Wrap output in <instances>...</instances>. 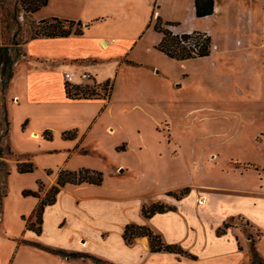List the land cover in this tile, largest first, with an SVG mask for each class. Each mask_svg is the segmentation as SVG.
I'll use <instances>...</instances> for the list:
<instances>
[{"label": "crops", "instance_id": "1", "mask_svg": "<svg viewBox=\"0 0 264 264\" xmlns=\"http://www.w3.org/2000/svg\"><path fill=\"white\" fill-rule=\"evenodd\" d=\"M195 2L196 0H50L47 6L34 14L33 18L37 22L57 16L82 20L84 23L81 34L74 29L68 36L29 40L25 44L24 59L17 61L15 74L4 94V108L10 123L7 137L12 150L24 158L22 161H32L39 155L56 158L57 163L49 164L44 169L47 172L44 178L47 188L57 183L62 169L104 168L100 154L90 146L92 134L98 130H102L104 134L116 132V127L111 122L104 123V114H101L104 106L110 104L116 87L122 82L120 70L129 64L126 60L141 64L156 56L176 59L157 48L163 37L162 33L153 29L157 16L164 21L177 22L178 25L170 26L175 32H206L212 37V52L215 33L209 26L210 22H207L209 19L215 18L220 22L222 17L221 23L226 25L224 34L227 35L228 29L233 25L245 31L248 37L257 26L258 19L263 25L264 14L257 12L255 0H248L249 4L239 0H222V3L215 0L214 13L204 17L196 15ZM151 29L158 35L154 34L151 40H147L145 34L147 31L152 32ZM211 54L180 61L209 59ZM216 64L215 72L206 70L205 77L208 73L226 75L227 72L218 69L220 63ZM67 72L71 73L70 82L73 84H90L91 80L88 79H93L96 83L113 79L111 97L69 98L66 93V82L69 81L66 78ZM156 72L161 73L157 67L149 73L151 77L153 74L154 82H157ZM84 74L91 78H84ZM188 77V74L183 75V79ZM225 85L226 83L221 85L222 88ZM221 100L225 106L228 105V99ZM13 128L21 130L23 140L28 138L33 143L36 142L37 146H29L25 150L16 149V141L12 137ZM74 129L77 130L75 138L64 136V132ZM46 130L54 133L51 139L42 138V133ZM34 132L39 137H34ZM55 137L58 142L53 143ZM123 144H126L123 140L112 143L107 153L121 152L123 149H119V146ZM16 164L17 162L11 165ZM121 167L124 165H116L107 173L103 171L105 180L100 185L86 182L68 183L62 187L56 202L45 208L41 234L26 226V218H34V211L40 200L29 197L32 203L28 206H14L15 204L4 202L0 215V264H103L98 260L111 264H241L244 258L248 259L247 249L238 237L228 238V232L232 229L218 234V229L226 221L215 223L213 237L210 238L204 232V221L211 219L206 212L207 207L218 206L219 201L213 200L205 192L196 194L187 181L176 188L167 185L146 186L142 181L144 172H138L135 178H124L122 174L129 168ZM169 167L167 164H155L152 167L146 165L149 170L152 168L158 173L164 172L165 176H170L172 172ZM119 169L123 170L117 173ZM259 182L264 183V176L259 178ZM187 186L191 187V191L181 199L168 194ZM238 186L244 189L241 184ZM194 195L192 204L190 199ZM201 197L204 198V203L199 202ZM147 198L175 205L176 210L147 218L142 212ZM128 223L151 227L166 243L181 245L195 255V258L166 250L152 252L142 243L127 244L123 234ZM24 240L40 242L80 255L65 257Z\"/></svg>", "mask_w": 264, "mask_h": 264}, {"label": "rangeland", "instance_id": "2", "mask_svg": "<svg viewBox=\"0 0 264 264\" xmlns=\"http://www.w3.org/2000/svg\"><path fill=\"white\" fill-rule=\"evenodd\" d=\"M239 1L249 4L248 0ZM255 1L257 12L264 14V0ZM14 3V0H0V15L8 16ZM19 18L21 37L27 39L29 24L23 11ZM221 18L220 22L215 18L207 21L215 33L209 59L181 62L156 56L141 64L129 63L133 60L127 59L129 64L120 70L122 82L101 114H104V123L111 122L116 132L104 134L98 130L92 134L90 146L100 154L102 171L106 173L123 164L129 168L124 170V178H135L138 172H144L143 183L153 187L176 188L187 181L196 194L205 192L219 201L218 206L207 207L211 219L204 221V232L211 238L216 222H228L227 230L232 229L228 238L237 236L248 252V259L244 258L241 264H252L253 245L264 259V183L259 182L264 176V21L261 25L258 19L248 37L237 25L228 29V35L224 34L226 25L221 23ZM17 29V25L7 28L6 37ZM153 29L146 32L145 39L151 40L157 34ZM218 62V69L227 72L226 75L208 73L205 77L206 70L215 72ZM155 67L161 71L156 72L157 82L152 80L153 74L152 77L149 74ZM186 74L189 77L183 79ZM88 80L90 84L95 83L93 79ZM224 83L225 88H222ZM96 87L101 94L105 93L98 83ZM5 93L0 81V146L3 148L0 180L5 178L7 169H11L3 204L28 206L32 203L29 197L37 201L40 198L25 196L23 191L39 189L42 180L45 196L51 187L47 188L44 182L47 174L44 169L57 162L55 157L35 156L31 159L35 170L28 173L20 172L17 164L11 165L24 158L12 150L8 141L10 123L4 108ZM221 98L228 99V105L225 106ZM44 132L42 138L46 140ZM22 135L20 129L13 128L16 149L37 146L28 138L23 140ZM118 140L125 141L126 144L119 146L123 150L108 154L112 143ZM56 142L55 137L53 143ZM155 164L170 166V176L146 168ZM239 184L244 189L238 188ZM0 188L4 190L1 181ZM194 199L195 195L190 199L192 204Z\"/></svg>", "mask_w": 264, "mask_h": 264}, {"label": "trees", "instance_id": "3", "mask_svg": "<svg viewBox=\"0 0 264 264\" xmlns=\"http://www.w3.org/2000/svg\"><path fill=\"white\" fill-rule=\"evenodd\" d=\"M13 10L8 12V16L0 15V28L2 41L0 42V78L2 83V90L5 92L10 84L12 77L15 74V64L19 60L20 56L26 54L25 44L35 38L41 37H59L68 36L76 28L75 32L78 34L83 33L84 23L82 20H75L69 18H61L57 16H52L49 18L41 19L39 22L34 20V14L47 6L50 0H14ZM196 15L198 17L208 16L215 11V0H196ZM24 12V17L29 24L30 36L27 39L21 37V22L20 14ZM6 24V25H5ZM17 25L18 29L13 32L12 36L6 37V29H11L13 26ZM171 25H178L177 22L164 21L162 17L157 16L154 29L162 33V40L157 44V48L164 52L166 55L179 60L206 57L212 52V37L206 32L194 31L185 32L182 36L174 35L173 31L169 28ZM203 35L205 37L202 39ZM196 39L197 42L201 44L199 52L194 53V48L187 44H184L182 40ZM129 63L138 64L137 62L128 61ZM101 88L105 91L101 94L97 90V83L94 84H73L71 82H66V93L69 98L72 99H93V98H104L108 99L111 97L114 89V80L108 79L103 83H98ZM44 136L48 139L52 138V132L46 130ZM64 136L68 138H75L77 136V130H69L64 132ZM1 140V139H0ZM2 152L3 148L0 146V177L2 173ZM18 170L22 173L33 172L35 170V165L33 161H21L18 160L17 163ZM11 169H7L5 178L0 180L3 191L0 188V215L3 210V199L6 195V179L10 175ZM51 171H49L50 173ZM105 180V174L102 170L93 169L88 167H83L78 170H68L62 169L58 175V181L54 184L43 196V186L42 180L39 181V189H25L23 194L25 196L33 195L40 198V203L35 208L34 218L26 219V226L28 229L34 230L37 234H41L43 230V216L47 205L53 204L57 200V196L68 183L72 184H82V183H93L102 184ZM191 191V187L187 186L178 192L170 191L168 194L175 196L177 199H181L186 194ZM176 210L175 205H168L162 200L147 198L143 207L142 212L145 217L151 218L157 213H163L168 211ZM230 227L228 222H225L223 227L218 229V234H224ZM123 237L127 244L133 245L135 243H142L148 250L152 252L157 251H170L181 255L190 256L195 258V255L191 254L185 250L179 244H169L166 243L159 233H156L151 227L147 225H141L137 223H128L125 227ZM29 244H33L37 247L43 248L45 250L51 251L56 254H60L65 257H75L80 255L76 252H69L63 249H56L50 246H46L40 242L24 240ZM252 253V264H264V259L259 255L257 249L253 245L251 247ZM103 264H111L109 262L98 260Z\"/></svg>", "mask_w": 264, "mask_h": 264}, {"label": "built area", "instance_id": "4", "mask_svg": "<svg viewBox=\"0 0 264 264\" xmlns=\"http://www.w3.org/2000/svg\"><path fill=\"white\" fill-rule=\"evenodd\" d=\"M173 33H174V35H179V36H182L183 35V33H185V32H175V31H173ZM205 37V35H203V37H202V39ZM182 42L184 43V44H187V45H189V46H192L193 48H194V53H197V52H199V50H200V48H201V42H200V44L197 42V40L195 39H189V40H187V41H185V40H182ZM83 77L84 78H91V76L90 75H87V74H84L83 75ZM66 78L69 80V82L72 80V76H71V73H69V72H67L66 73Z\"/></svg>", "mask_w": 264, "mask_h": 264}, {"label": "bare ground", "instance_id": "5", "mask_svg": "<svg viewBox=\"0 0 264 264\" xmlns=\"http://www.w3.org/2000/svg\"><path fill=\"white\" fill-rule=\"evenodd\" d=\"M33 136H34V137H39V134H37L36 132H34V133H33ZM201 199H202V200H201ZM199 202H200V203H204V202H205L204 198L201 197L200 200H199Z\"/></svg>", "mask_w": 264, "mask_h": 264}]
</instances>
